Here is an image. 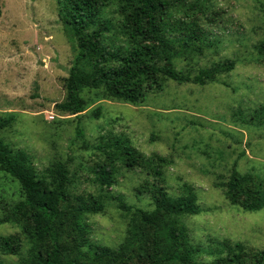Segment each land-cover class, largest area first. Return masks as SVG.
Listing matches in <instances>:
<instances>
[{
  "label": "rangeland",
  "instance_id": "obj_1",
  "mask_svg": "<svg viewBox=\"0 0 264 264\" xmlns=\"http://www.w3.org/2000/svg\"><path fill=\"white\" fill-rule=\"evenodd\" d=\"M167 29L179 53L173 66L185 81L161 75V87L146 89L139 104L85 88V111L70 114L56 104L66 100L78 43L61 22L58 0H0V121L13 117L0 137L12 152L25 151L40 174L66 165L74 202L104 206L85 220L93 245L116 248L129 221L122 204L152 211L148 187L162 186L173 198L195 196L198 214L169 219L200 249L197 262L212 261L211 253L224 256L221 247L237 242L264 250V208L233 204L224 187L236 169L264 189V0H185ZM106 43L110 49L125 44L113 36ZM229 60L234 68L214 82L190 81L200 69ZM109 135L142 155L167 158L163 176L118 162L115 182L101 185L96 169L105 156L97 146ZM23 196L19 182L0 169V220ZM22 229L15 219L0 224V262L19 264L28 256ZM10 236L20 239L18 255L1 249Z\"/></svg>",
  "mask_w": 264,
  "mask_h": 264
},
{
  "label": "trees",
  "instance_id": "obj_2",
  "mask_svg": "<svg viewBox=\"0 0 264 264\" xmlns=\"http://www.w3.org/2000/svg\"><path fill=\"white\" fill-rule=\"evenodd\" d=\"M183 2L58 0L61 22L78 43L66 81V100L56 104L59 111L81 115L86 109L82 97L85 88H104L109 98L139 104L146 89L161 87V75L185 81L187 76L173 66V58L179 53L166 35L169 18ZM109 36L117 40L122 37L126 45L110 49L106 43ZM233 68L230 60L202 68L190 81L201 85L214 82ZM12 120L9 116L0 121V129ZM102 142L97 148L105 160L96 169L101 185L115 182L118 162L157 178L163 176L169 163L158 154L142 155L127 140L114 135L102 138ZM0 169L19 182L24 195L0 220V224L13 219L21 222L30 242L29 254L19 264H264V250H249L242 242L222 246L224 256L222 252L211 253L212 261L197 262L194 257L200 249L192 245L186 229L177 228L169 219L171 214L200 212L192 193L187 198H173L162 186L148 187L155 203L152 211L122 204L129 216L126 235L116 248H110L88 241L86 217L104 206L96 200L70 199L66 165L58 164L49 173L40 174L25 151L12 152L0 137ZM224 187L233 204L249 211L264 208V189L256 186L253 175H240L234 169ZM1 249L5 254H20V239L4 238Z\"/></svg>",
  "mask_w": 264,
  "mask_h": 264
}]
</instances>
